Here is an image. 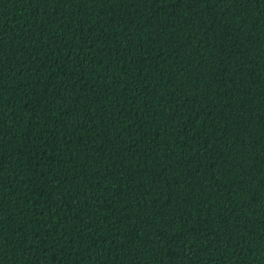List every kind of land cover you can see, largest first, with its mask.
<instances>
[{"label": "trees", "instance_id": "1", "mask_svg": "<svg viewBox=\"0 0 264 264\" xmlns=\"http://www.w3.org/2000/svg\"><path fill=\"white\" fill-rule=\"evenodd\" d=\"M262 116L264 0H0V264H264Z\"/></svg>", "mask_w": 264, "mask_h": 264}, {"label": "snow or ice", "instance_id": "2", "mask_svg": "<svg viewBox=\"0 0 264 264\" xmlns=\"http://www.w3.org/2000/svg\"><path fill=\"white\" fill-rule=\"evenodd\" d=\"M133 3H141L144 5H148L149 4V0H132ZM156 2V0H151V3L154 4ZM180 3H183V0H179ZM178 6V5H177ZM262 120H264V116L261 117ZM165 235V233H164Z\"/></svg>", "mask_w": 264, "mask_h": 264}]
</instances>
